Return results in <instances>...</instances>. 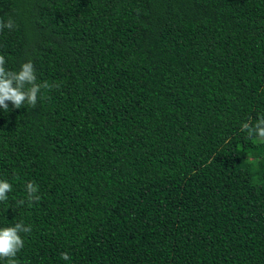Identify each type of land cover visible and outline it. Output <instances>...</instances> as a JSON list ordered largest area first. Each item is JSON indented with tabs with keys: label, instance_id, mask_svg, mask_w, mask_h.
<instances>
[{
	"label": "trees",
	"instance_id": "1",
	"mask_svg": "<svg viewBox=\"0 0 264 264\" xmlns=\"http://www.w3.org/2000/svg\"><path fill=\"white\" fill-rule=\"evenodd\" d=\"M9 19L6 70L49 85L0 109L16 264H264V143L240 130L264 116V0H0Z\"/></svg>",
	"mask_w": 264,
	"mask_h": 264
},
{
	"label": "clouds",
	"instance_id": "2",
	"mask_svg": "<svg viewBox=\"0 0 264 264\" xmlns=\"http://www.w3.org/2000/svg\"><path fill=\"white\" fill-rule=\"evenodd\" d=\"M12 30L14 22L9 19L6 23L0 21V31L3 29ZM5 56L0 54V109L7 111L9 102L14 109H20L25 104L35 107L38 100V93L41 87L48 88L49 85L36 83L34 65L31 61L21 64L19 71L6 70ZM242 132H246V139L253 142L264 143V116H261L252 124L244 122L241 125ZM12 184L7 180H0V202L8 199V193L12 192ZM27 200L29 202L39 201L37 195L38 187L33 182L26 184ZM18 203L23 204L24 200ZM31 227L25 226L23 222H17L14 226L0 227V259L8 260V264H16L15 257L24 247V239L21 233H30ZM61 258L69 259L67 253H62Z\"/></svg>",
	"mask_w": 264,
	"mask_h": 264
}]
</instances>
